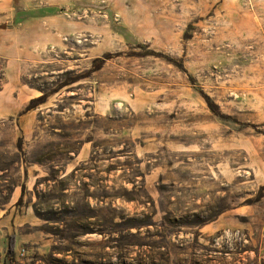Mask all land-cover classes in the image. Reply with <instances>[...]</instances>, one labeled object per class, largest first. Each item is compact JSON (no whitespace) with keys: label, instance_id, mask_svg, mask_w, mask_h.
<instances>
[{"label":"rangeland","instance_id":"rangeland-1","mask_svg":"<svg viewBox=\"0 0 264 264\" xmlns=\"http://www.w3.org/2000/svg\"><path fill=\"white\" fill-rule=\"evenodd\" d=\"M0 3V264H264V0Z\"/></svg>","mask_w":264,"mask_h":264},{"label":"crops","instance_id":"crops-1","mask_svg":"<svg viewBox=\"0 0 264 264\" xmlns=\"http://www.w3.org/2000/svg\"><path fill=\"white\" fill-rule=\"evenodd\" d=\"M6 1L9 2V0ZM25 49L28 50L26 46H23V49L20 48L19 50H21L22 52H26L24 51ZM9 69L11 71V83L7 84V86H5L3 90L0 91V119H6L15 116L22 110L25 103L34 96V92L32 90L20 87L21 73L19 68L17 67V63L10 61ZM16 92L17 94L15 96ZM34 118V113H32L31 111L27 112L22 116V120H25V122H27L24 123V121L21 120V123L25 127L31 126Z\"/></svg>","mask_w":264,"mask_h":264},{"label":"trees","instance_id":"trees-1","mask_svg":"<svg viewBox=\"0 0 264 264\" xmlns=\"http://www.w3.org/2000/svg\"><path fill=\"white\" fill-rule=\"evenodd\" d=\"M16 249V239L15 237H11L9 241V254L12 255L14 254Z\"/></svg>","mask_w":264,"mask_h":264}]
</instances>
